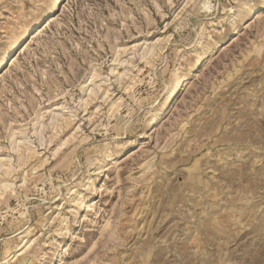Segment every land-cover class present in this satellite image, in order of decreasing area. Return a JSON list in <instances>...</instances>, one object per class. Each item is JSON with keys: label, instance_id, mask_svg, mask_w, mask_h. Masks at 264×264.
Returning <instances> with one entry per match:
<instances>
[{"label": "rangeland", "instance_id": "1", "mask_svg": "<svg viewBox=\"0 0 264 264\" xmlns=\"http://www.w3.org/2000/svg\"><path fill=\"white\" fill-rule=\"evenodd\" d=\"M0 264H264V0H0Z\"/></svg>", "mask_w": 264, "mask_h": 264}, {"label": "bare ground", "instance_id": "2", "mask_svg": "<svg viewBox=\"0 0 264 264\" xmlns=\"http://www.w3.org/2000/svg\"><path fill=\"white\" fill-rule=\"evenodd\" d=\"M51 17H52V16H51ZM54 19H55V18H54ZM54 19H50V20H52V21H53ZM42 30H43V29H42ZM42 30H40L39 32H41Z\"/></svg>", "mask_w": 264, "mask_h": 264}]
</instances>
